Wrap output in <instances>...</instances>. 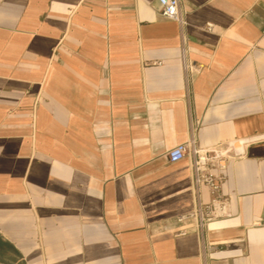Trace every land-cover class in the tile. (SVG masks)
I'll return each instance as SVG.
<instances>
[{"label":"crops","instance_id":"1","mask_svg":"<svg viewBox=\"0 0 264 264\" xmlns=\"http://www.w3.org/2000/svg\"><path fill=\"white\" fill-rule=\"evenodd\" d=\"M179 1L0 0V263L264 264V0ZM190 135L239 151L201 236Z\"/></svg>","mask_w":264,"mask_h":264},{"label":"built area","instance_id":"2","mask_svg":"<svg viewBox=\"0 0 264 264\" xmlns=\"http://www.w3.org/2000/svg\"><path fill=\"white\" fill-rule=\"evenodd\" d=\"M156 9L166 19L175 20L181 24L185 22L179 0H156ZM211 26L212 23H206L207 29ZM181 56L184 59L183 48ZM184 69L190 73L194 67L184 62ZM238 155L239 151L233 150L230 144L200 149L192 135L167 150L166 157L170 162H177L188 157L192 172L194 203L190 211L176 216L178 222L191 224L192 228L201 236L209 221L229 215L228 201L221 193V184L228 161ZM202 185H205L209 190L210 199L208 202L201 199L200 187ZM185 233L186 228L179 232V234ZM202 244L203 250L212 248L210 244L203 242Z\"/></svg>","mask_w":264,"mask_h":264},{"label":"water","instance_id":"3","mask_svg":"<svg viewBox=\"0 0 264 264\" xmlns=\"http://www.w3.org/2000/svg\"><path fill=\"white\" fill-rule=\"evenodd\" d=\"M0 264H3V263H0Z\"/></svg>","mask_w":264,"mask_h":264}]
</instances>
